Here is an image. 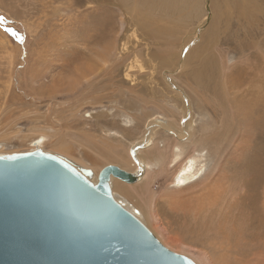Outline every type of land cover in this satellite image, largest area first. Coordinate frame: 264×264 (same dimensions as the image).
<instances>
[{
    "label": "rangeland",
    "instance_id": "rangeland-1",
    "mask_svg": "<svg viewBox=\"0 0 264 264\" xmlns=\"http://www.w3.org/2000/svg\"><path fill=\"white\" fill-rule=\"evenodd\" d=\"M125 1L0 0V156L41 149L95 173L108 164L132 171L115 158L103 163L93 146L123 152L145 173L119 180L128 195L114 180L115 200L168 249L195 264H210L199 253L226 264L223 228L246 217L243 200L264 201V0H179L183 9L170 13L155 0ZM172 84L185 93L188 113ZM189 118L188 134H175ZM151 121V142L139 146ZM157 147L164 172L148 155ZM196 153L201 175L173 186ZM250 234L240 243L252 244Z\"/></svg>",
    "mask_w": 264,
    "mask_h": 264
},
{
    "label": "water",
    "instance_id": "water-1",
    "mask_svg": "<svg viewBox=\"0 0 264 264\" xmlns=\"http://www.w3.org/2000/svg\"><path fill=\"white\" fill-rule=\"evenodd\" d=\"M93 177L60 153L0 156V264H195L113 197L112 177L139 175L108 164Z\"/></svg>",
    "mask_w": 264,
    "mask_h": 264
},
{
    "label": "bare ground",
    "instance_id": "bare-ground-1",
    "mask_svg": "<svg viewBox=\"0 0 264 264\" xmlns=\"http://www.w3.org/2000/svg\"><path fill=\"white\" fill-rule=\"evenodd\" d=\"M123 1H125V0H123ZM127 1V0H126ZM125 1V2H126ZM144 1V0H143ZM147 1H149V0H147ZM136 2H137V0H136ZM135 2V3H136ZM145 2V1H144ZM183 2V1H182ZM249 2V1H248ZM141 3V2H140ZM155 3H158L159 4V7L162 9V10H165V12L167 11V13L169 12H172L173 10H181V9H183V6H182V4L179 2V0H155ZM137 4V3H136ZM144 4V3H143ZM246 4V3H245ZM248 5V4H247ZM146 7V6H145ZM151 8V7H150ZM182 12V11H181ZM175 14V13H174ZM126 21V19L123 21V23ZM123 25V24H122ZM127 25V24H126ZM123 29V28H122ZM131 30H132V27H131ZM160 30V29H159ZM161 30H164V29H161ZM160 30V31H161ZM125 31V30H124ZM152 31V30H151ZM168 32V31H167ZM170 32V31H169ZM168 32V33H169ZM134 33V32H133ZM151 33V32H150ZM167 33V34H168ZM122 34H123V32H122ZM149 34V33H148ZM121 35V34H120ZM131 34H129V36H130ZM134 36V35H133ZM158 36V35H157ZM163 36V35H162ZM170 36V35H169ZM126 37H128L127 35H122L121 37L119 36V39H118V43H120L121 44V41H122V43L124 44V45H126L127 44V41H125L124 42V39H126ZM163 38V37H162ZM138 41V40H137ZM138 45H139V43H138ZM128 46V45H127ZM126 46V47H127ZM119 47V46H118ZM119 49V48H118ZM127 49V48H126ZM131 49H133V48H131ZM136 49V48H135ZM139 49V48H138ZM120 50V49H119ZM123 50H124V48H123ZM128 50V49H127ZM126 50V51H127ZM176 50V49H175ZM139 51V50H138ZM122 52V51H121ZM120 52V53H121ZM136 52H137V50H136ZM119 53V52H118ZM124 53V52H123ZM131 54H132V52H131ZM243 54V53H242ZM112 55V54H111ZM122 55V54H121ZM127 55V54H126ZM130 55V54H129ZM169 55V54H168ZM122 56H124L125 57V55L123 54ZM122 56H119V59H121L122 58ZM123 57V58H124ZM128 57V56H127ZM247 60V59H246ZM118 61V60H117ZM122 61V60H121ZM119 63V62H118ZM108 67V66H107ZM179 72V71H178ZM170 74H171V72H169ZM162 75H164L163 73H162ZM168 79V78H167ZM169 80V79H168ZM170 81V80H169ZM198 81V80H197ZM254 81V80H253ZM199 82V81H198ZM60 83V82H59ZM78 84H80L79 82H77ZM257 85V84H256ZM172 86H173V88L175 89V93L177 94V96L178 97H181L183 100H184V102L186 103L185 104V107H184V114H186V113H188V109L190 108L189 107V104H188V106H187V103H188V100L187 99H185V97H184V95H183V90H181L178 86H175V85H173L172 84ZM246 91V90H245ZM185 94V93H184ZM257 95V94H256ZM262 95V94H261ZM56 99V98H55ZM222 100V99H221ZM219 110V109H218ZM11 118V117H10ZM155 118V117H154ZM8 119V118H7ZM154 120V119H153ZM156 120V119H155ZM157 121V120H156ZM153 121H151L150 122V124L148 125V131H146V132H148V133H150V134H148V136L145 138V140L143 141V142H141V143H139V146L141 145V144H144V142H147V145H146V147L148 146V144H150V138H151V136L153 135L152 134V129H153ZM166 123V122H165ZM2 124V123H1ZM168 124H171V125H173L174 126V123L172 122V123H167V125ZM192 125V120H191V118H189L188 120H186L185 122H184V125H183V128L181 129H179V128H177V129H172L173 130V132L176 134L177 132H178V136H182V135H184V134H186L187 133V130L189 129V127ZM146 126H147V124H146ZM158 126V125H157ZM162 127H164V126H162ZM10 128V127H9ZM1 130H2V128H0ZM155 129V128H154ZM0 130V131H1ZM145 130V129H144ZM4 132V131H3ZM3 132L1 133V135L3 134ZM40 132V131H39ZM44 132V131H43ZM43 132L41 131V133L43 134ZM156 132V131H155ZM17 133V132H16ZM14 134V133H13ZM32 134V133H31ZM147 134V133H146ZM188 134V133H187ZM5 135V134H4ZM3 135V136H4ZM10 135V134H9ZM1 137V136H0ZM154 137V136H153ZM188 137H189V135H188ZM2 138V137H1ZM5 138V137H4ZM40 141H41V139H40ZM37 145L39 144V140H37V143H36ZM66 144V143H65ZM92 144V143H91ZM95 144V143H94ZM110 144V143H109ZM138 144V143H137ZM172 144V143H171ZM3 146V145H2ZM32 146V145H31ZM63 146V145H62ZM90 146V145H89ZM109 146V145H108ZM173 146V145H172ZM1 147V146H0ZM91 147V149H92V146H90ZM89 147V148H90ZM95 149L93 150L94 152H97L98 151V158L99 159H102L101 161H103V163H104V161L107 163V161L109 162V161H113V159L112 158H115V160L117 159V160H120L123 164H124V166H127V167H131L133 170L132 171H129V172H134L135 174H137V175H139V177H138V179L140 178V176H142V175H144V173H145V170H144V164L143 163H141V162H139L137 159L135 160H131V158L128 156V155H125V154H123V152H122V154H112L110 151L108 152V154H106V153H104V152H102V148H101V146L100 145H94L93 146ZM2 148V147H1ZM66 148V147H65ZM144 148V147H143ZM166 148V147H165ZM175 149H174V157H173V161L172 162H174L175 163V161H177V160H179L180 158H181V150H180V147L178 146V145H175V147H174ZM152 149H154V148H151V149H147L146 148V150H145V152H147V150H148V155H150V158H151V160L153 161V163L157 166L159 163H160V170H159V172H162L163 170H164V168H163V166H164V163L166 162H164L163 160H159L158 158H160L159 157V154L161 153V149H160V147H157L156 148V150L155 151H153ZM132 150H134V149H132ZM144 150V149H143ZM173 150V149H172ZM0 151H1V149H0ZM92 151V150H91ZM131 151V150H130ZM93 152V153H94ZM144 152V151H143ZM144 152V153H145ZM156 152H158V153H156ZM125 153V152H124ZM95 154V153H94ZM64 155H65V153H64ZM108 155H112V157H111V159L109 160L108 159ZM95 156V155H94ZM166 157V156H165ZM94 158H96V157H94ZM93 158V159H94ZM139 158H141V157H139ZM76 159V158H75ZM85 159V158H84ZM98 159V160H99ZM163 159V158H162ZM78 160V159H77ZM96 160V159H95ZM94 160V161H95ZM203 156L201 155V154H199V153H196V155L194 154V155H192V156H190V157H188L187 158V160H186V162H184L183 163V165L182 166H180L178 169H177V171H176V173H175V177H174V181H175V183H172V185L173 186H177V187H185V186H188L189 184H191L192 182H194V181H196L197 179H198V177L201 175V172H202V168H203ZM76 162V161H75ZM134 162H138V165L137 164H134ZM171 162V161H170ZM79 166H84V167H89L88 165H87V163L85 162V165H83V164H80V163H78V162H76ZM99 163H100V161H99ZM102 163V164H103ZM134 165V168L132 167L133 165ZM166 164V163H165ZM100 165H101V163H100ZM132 165V166H131ZM94 166V165H93ZM93 166H92V168H93ZM96 167H97V165H95ZM104 166H106V165H104ZM148 167H150V166H148ZM148 167H147V169H148ZM158 167H159V165H158ZM91 168V167H90ZM122 168V167H121ZM140 168V169H139ZM124 169V168H123ZM93 170V169H92ZM126 170V169H125ZM94 172V171H93ZM97 172V171H96ZM99 172H100V170H99ZM99 172L98 173H95L94 172V176H95V180H97V177H98V174H99ZM164 172V171H163ZM148 173V172H147ZM146 173V174H147ZM150 174V173H149ZM204 175V174H203ZM149 176V175H148ZM152 176H153V173H152ZM137 179V180H138ZM142 179V178H141ZM114 180H118V181H115V185H114V187L116 188V189H118V190H120L122 193H125V194H129L130 192L129 191H131V189H130V187H128V184L126 185V184H124V183H122V182H119V180H121V179H119V178H117V177H112V179H111V188L113 187V181ZM144 180V179H143ZM147 180V179H146ZM219 180V179H218ZM122 181V180H121ZM124 181V180H123ZM172 181H173V179H172ZM125 182H127V181H125ZM141 182V181H140ZM146 182V181H145ZM216 182H217V180H216ZM215 182V183H216ZM127 183H133V182H127ZM218 184H221L220 182H217ZM217 183H216V185H217ZM139 184V185H138ZM147 184V183H146ZM134 186H133V188L135 189V188H139V186H141L142 185V183H135V184H133ZM171 185V186H172ZM143 186V185H142ZM114 189V188H113ZM127 189H130L129 191L127 190ZM136 191H139V190H136ZM208 192V191H207ZM210 192H212L211 190H210ZM124 194V195H125ZM142 194V193H141ZM210 194V193H209ZM143 196V195H142ZM143 199V198H142ZM204 199V198H203ZM205 201V200H204ZM202 202V201H201ZM210 203V202H209ZM204 203H201V205H200V207H199V209H201V206L203 205ZM241 208H243L247 213H246V217H244V218H241V219H239V224L237 225V223H236V220L235 221H233L232 222V224L228 227V225L227 226H225V228H223V230H225L226 229V227H227V229L230 231L229 233L230 234H227V238H225V240L223 241V242H225V245H226V247H224L223 248V250H225V252H223V254L224 255H227V256H225V263L226 264H264V201L263 202H260L259 204H257V203H253L252 201H250V200H243L242 202H241ZM194 206V205H193ZM192 206V207H193ZM191 209V208H190ZM198 210V209H197ZM199 211V210H198ZM214 210L213 209H209V210H207V212H206V214H205V216H208L209 214H212V212H213ZM253 211H256V213L257 214H259L260 216H261V218L263 219L262 220V222L260 223V222H258V220H259V215H257V217H258V220H256L257 222H253L254 221V219H256V218H254V219H251V214H253ZM135 212H137V213H139L140 214V212L136 209L135 210ZM199 214H200V211L198 212ZM254 217V216H253ZM229 219V218H228ZM227 219V220H228ZM232 220V219H231ZM253 220V221H252ZM223 222V221H222ZM223 224V223H222ZM221 224V225H222ZM230 224V223H229ZM220 226V225H219ZM223 226V225H222ZM222 226H221V228H222ZM221 228H220V230H221ZM249 229H251V234H252V237H251V239L253 240V243L251 244V241L248 239V238H246V240L245 241H243V242H241L240 243V238L243 236V234H244V232H246V231H248ZM222 231V230H221ZM226 232V231H225ZM243 233V234H240V233ZM221 233V232H220ZM228 233V232H227ZM223 234V233H222ZM247 235H248V232L246 233ZM250 234V235H251ZM224 235V234H223ZM225 235H226V233H225ZM245 237V236H244ZM251 244V245H250ZM250 245V246H249ZM227 250V251H226ZM223 254H222V258H223ZM199 255H202L205 259H206V261L207 260H209L210 261V264H213L212 263V261H211V259L208 257V255H206V254H200L199 253ZM195 257H196V255H195ZM202 257V258H203ZM199 258V257H198ZM201 258V257H200ZM204 259V260H205ZM203 261V260H202ZM205 261V262H206Z\"/></svg>",
    "mask_w": 264,
    "mask_h": 264
},
{
    "label": "snow or ice",
    "instance_id": "snow-or-ice-1",
    "mask_svg": "<svg viewBox=\"0 0 264 264\" xmlns=\"http://www.w3.org/2000/svg\"><path fill=\"white\" fill-rule=\"evenodd\" d=\"M15 34V33H14Z\"/></svg>",
    "mask_w": 264,
    "mask_h": 264
}]
</instances>
